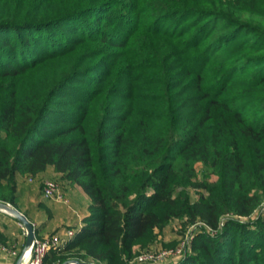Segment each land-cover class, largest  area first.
I'll return each instance as SVG.
<instances>
[{
	"label": "trees",
	"instance_id": "trees-1",
	"mask_svg": "<svg viewBox=\"0 0 264 264\" xmlns=\"http://www.w3.org/2000/svg\"><path fill=\"white\" fill-rule=\"evenodd\" d=\"M49 168L91 204L42 264H264V0H0V201Z\"/></svg>",
	"mask_w": 264,
	"mask_h": 264
},
{
	"label": "crops",
	"instance_id": "crops-1",
	"mask_svg": "<svg viewBox=\"0 0 264 264\" xmlns=\"http://www.w3.org/2000/svg\"><path fill=\"white\" fill-rule=\"evenodd\" d=\"M44 180H58L60 194L65 201L46 199L42 190ZM20 190V210L33 223L37 238H45L54 233L64 234L68 229L76 230L82 227L84 219L90 214V197L80 186L61 180V175L54 168H49L33 183L23 180ZM28 206L31 207L30 213L26 212ZM18 222L0 213V230L7 233L11 244L14 243L22 250L26 244V234ZM14 263V257L0 250V264Z\"/></svg>",
	"mask_w": 264,
	"mask_h": 264
},
{
	"label": "built area",
	"instance_id": "built-area-1",
	"mask_svg": "<svg viewBox=\"0 0 264 264\" xmlns=\"http://www.w3.org/2000/svg\"><path fill=\"white\" fill-rule=\"evenodd\" d=\"M44 197L47 199H57L59 201H65L64 196L60 194V185L53 181L44 182L43 185ZM66 238H71L74 236V231L70 230L66 234ZM67 239H61L58 236L53 237L49 240H41L35 238L34 242L31 245V254L35 250L34 260L31 264H42L43 259L51 249H57L66 243ZM187 242L184 241L181 243L180 247L177 250L173 251H162L159 254H140L136 256L133 260L129 261L128 264H159L168 259L169 257H180L183 250L185 249ZM1 251L11 256H17V251L14 247H1ZM32 259V255H31ZM30 259V261H31Z\"/></svg>",
	"mask_w": 264,
	"mask_h": 264
},
{
	"label": "water",
	"instance_id": "water-1",
	"mask_svg": "<svg viewBox=\"0 0 264 264\" xmlns=\"http://www.w3.org/2000/svg\"><path fill=\"white\" fill-rule=\"evenodd\" d=\"M0 211L5 212L8 215L17 219L26 229V232H27L26 244H25V247H24L22 254L20 255L17 262L15 263V264H23L25 252L27 251V249H29L31 247L32 243L34 242V240L36 238L35 227L25 214H23L21 211H19L15 207H13L11 204L0 201ZM71 263L88 264V263H84L80 260H70V261H66L63 264H71Z\"/></svg>",
	"mask_w": 264,
	"mask_h": 264
},
{
	"label": "rangeland",
	"instance_id": "rangeland-1",
	"mask_svg": "<svg viewBox=\"0 0 264 264\" xmlns=\"http://www.w3.org/2000/svg\"><path fill=\"white\" fill-rule=\"evenodd\" d=\"M196 168H197V171L199 172V175H200V177L202 178L205 174V172H204V169H203V166L201 165V164H197L196 165ZM217 178L215 177V176H211V178H210V181H215ZM45 181V180H44ZM43 181V182H44ZM45 182H47V180L45 181ZM46 198V197H45ZM47 199V198H46ZM65 200V199H64ZM26 212H28V213H30L31 212V207L30 206H28L27 207V211ZM2 215H6L7 217H9L10 219H14V221H16V222H18L17 221V219H15L14 217H12V216H10V215H8L7 213H5V212H0ZM23 213V212H22ZM24 214V213H23ZM30 220V219H29ZM19 223V227H21V228H23L24 229V231H25V234H27V232H26V229H25V227L20 223V222H18ZM33 224V223H32ZM174 227H176V225H174ZM178 229V228H177ZM170 230H172V228H168L167 230H166V232H165V234H164V236L162 235V237L160 238V244L161 243H169L170 241H171V239L173 238L172 237V235H171V232H170ZM58 234V233H57ZM56 235V233H54L53 235H49V236H47V237H45V238H39V239H41V240H51L52 238H53V236H55ZM164 237V238H163ZM163 238V239H162ZM180 247V246H179ZM14 249H15V251H17V256H12V257H14L15 258V263L17 262V260L19 259V257H20V255L22 254V252H23V250L24 249H22V250H19V248L16 246V247H14ZM21 249V248H20ZM136 249H138V248H136ZM159 248L157 247V249L156 250H158ZM165 251H167V250H165ZM168 251H173V249H168ZM29 255H30V258H29V260H28V262H27V264H31L32 262H33V260H34V255H35V250L32 252V254H31V252L29 253ZM31 255H32V259H31ZM138 255H140V254H137V256ZM30 259H31V261H30ZM14 263V264H15Z\"/></svg>",
	"mask_w": 264,
	"mask_h": 264
},
{
	"label": "bare ground",
	"instance_id": "bare-ground-1",
	"mask_svg": "<svg viewBox=\"0 0 264 264\" xmlns=\"http://www.w3.org/2000/svg\"><path fill=\"white\" fill-rule=\"evenodd\" d=\"M30 252H31V247L27 249V251L25 252L23 264H27L30 258V255H29ZM71 264H75V263H71Z\"/></svg>",
	"mask_w": 264,
	"mask_h": 264
}]
</instances>
